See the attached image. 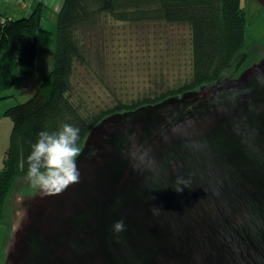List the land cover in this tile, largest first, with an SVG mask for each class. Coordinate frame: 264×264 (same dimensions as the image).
Segmentation results:
<instances>
[{"label":"water","instance_id":"water-1","mask_svg":"<svg viewBox=\"0 0 264 264\" xmlns=\"http://www.w3.org/2000/svg\"><path fill=\"white\" fill-rule=\"evenodd\" d=\"M80 149L79 183L21 196L2 264H264V57L111 113Z\"/></svg>","mask_w":264,"mask_h":264},{"label":"trees","instance_id":"trees-1","mask_svg":"<svg viewBox=\"0 0 264 264\" xmlns=\"http://www.w3.org/2000/svg\"><path fill=\"white\" fill-rule=\"evenodd\" d=\"M44 3L25 16L12 18L0 11V91L21 87L34 72L38 51L37 29ZM158 26H181L188 31L190 68L174 86L154 95L144 94L92 109L77 92L79 73L86 78L90 60L101 51L109 21ZM113 28V27H111ZM243 0H63L56 22L53 66L34 93L24 102L5 109L12 127L0 170V221L4 202L20 175H27V157L41 131H57L69 123L80 129V148L89 130L103 117L153 104L197 89L222 75H237L250 64L252 44ZM17 45V72L7 76L1 53ZM94 56H93V55ZM237 58L233 72L223 73ZM235 72V73H234Z\"/></svg>","mask_w":264,"mask_h":264},{"label":"rangeland","instance_id":"rangeland-1","mask_svg":"<svg viewBox=\"0 0 264 264\" xmlns=\"http://www.w3.org/2000/svg\"><path fill=\"white\" fill-rule=\"evenodd\" d=\"M25 1L10 0L6 3L9 10L7 14L19 18L26 15L22 13L23 9H20L19 5L24 4V12L28 9L29 13L40 3L38 0H27V5ZM31 4L33 5L30 8ZM49 7L50 4L44 5L41 25L36 31L38 51L33 75L21 87L13 86L0 91V170L12 127V121L5 114V109L27 100L40 81L48 76L53 66L58 13ZM255 8L250 5L248 8L250 14L247 15V20L253 21L251 26L253 30L248 31V39L252 44L248 59L250 63L264 57L263 41L257 43L251 37L257 35L255 25L257 18H260V15L254 12ZM107 25H110V28L107 29L101 51L96 50L94 54L98 57H91L95 59L90 60L89 81L81 78L80 73L78 76L77 92L92 109L112 103L116 98L127 100L144 94L154 95L168 86H174L188 73L190 50L186 27L163 25L157 27L152 24L142 27L112 20ZM17 52L18 46L11 44L1 53L7 76H13L17 72ZM236 64L237 58L223 73L233 72ZM34 190L27 175H20L16 177L8 192L4 202L3 218L0 221V264L6 255L13 228V214L18 213L21 207V196L28 195Z\"/></svg>","mask_w":264,"mask_h":264},{"label":"clouds","instance_id":"clouds-1","mask_svg":"<svg viewBox=\"0 0 264 264\" xmlns=\"http://www.w3.org/2000/svg\"><path fill=\"white\" fill-rule=\"evenodd\" d=\"M79 138L80 129L69 123L61 124L57 131L39 133V138L27 157V178L32 188L43 196H51L79 183L80 171L76 163L81 154ZM176 184L187 187L188 182L178 178ZM175 190L181 192L182 188L177 186ZM124 229L123 219L113 224L116 233Z\"/></svg>","mask_w":264,"mask_h":264},{"label":"crops","instance_id":"crops-1","mask_svg":"<svg viewBox=\"0 0 264 264\" xmlns=\"http://www.w3.org/2000/svg\"><path fill=\"white\" fill-rule=\"evenodd\" d=\"M10 0H0V11H3L5 13L6 16L8 17H12L14 18L13 16L11 15H8L7 12L9 11L7 8H6V3H9ZM34 1V0H33ZM39 2H42L45 4H50V7L53 12H55L56 14L59 12V9L61 7V4L63 2V0H38ZM27 0L25 1V3L27 4ZM28 5V4H27ZM33 4L30 5V8L32 7ZM256 7L255 8V13L256 14H259L260 15V18H257V21H256V25H255V30H256V33L257 35H253L251 36L253 39H255V42L257 43H260V41H263L264 43V0H243V6H244V9H245V16H246V22H247V27H249L248 29H252L251 26L253 25V21L249 22L247 20V15L250 14V11L248 10V8L250 7ZM248 6V8H247ZM20 9H23L21 12L23 14H28V9L25 11L24 9V4L22 5H19ZM251 10H254V9H251ZM253 12V13H254ZM14 14L16 12H13ZM58 15V14H57ZM248 30V31H249ZM247 37H248V34H247Z\"/></svg>","mask_w":264,"mask_h":264}]
</instances>
